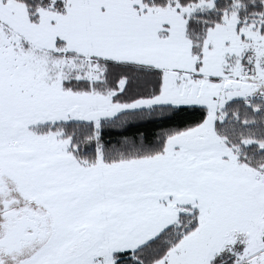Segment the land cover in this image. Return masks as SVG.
Returning <instances> with one entry per match:
<instances>
[{
  "label": "snow or ice",
  "instance_id": "1",
  "mask_svg": "<svg viewBox=\"0 0 264 264\" xmlns=\"http://www.w3.org/2000/svg\"><path fill=\"white\" fill-rule=\"evenodd\" d=\"M0 264H264V0H0Z\"/></svg>",
  "mask_w": 264,
  "mask_h": 264
}]
</instances>
